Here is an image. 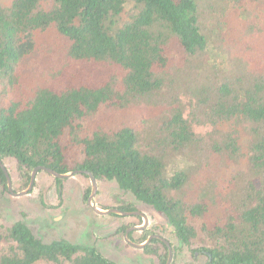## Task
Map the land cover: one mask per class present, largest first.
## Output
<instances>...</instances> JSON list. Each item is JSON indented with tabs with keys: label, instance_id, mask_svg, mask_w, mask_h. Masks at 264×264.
Masks as SVG:
<instances>
[{
	"label": "trees",
	"instance_id": "16d2710c",
	"mask_svg": "<svg viewBox=\"0 0 264 264\" xmlns=\"http://www.w3.org/2000/svg\"><path fill=\"white\" fill-rule=\"evenodd\" d=\"M50 29L66 40L57 72L28 98L23 63ZM175 44L197 61L174 67ZM0 88V159L17 162L26 186L40 166L89 171L164 216L184 247L202 242L206 264H264V0L0 2ZM128 110L141 119L85 124ZM180 158L191 164L173 166ZM207 176L214 188L191 202ZM134 233L139 244L154 234ZM3 246L0 264H117L24 222L0 226ZM144 251L167 263L161 240Z\"/></svg>",
	"mask_w": 264,
	"mask_h": 264
},
{
	"label": "rangeland",
	"instance_id": "374dc122",
	"mask_svg": "<svg viewBox=\"0 0 264 264\" xmlns=\"http://www.w3.org/2000/svg\"><path fill=\"white\" fill-rule=\"evenodd\" d=\"M12 1L0 0L3 6L11 5ZM37 37L40 47L23 63L25 78H23L22 91L28 98L37 88L51 83L48 73L57 72L56 69H53L52 63H59L60 52L66 43V40L58 36L53 29L45 33H38ZM196 61V57L181 51L179 45L175 44L171 56L174 67L185 69ZM97 117L96 115V117L88 119L85 124L108 127L119 123L130 125L141 119L140 113L131 110L118 117H113L111 120H106L103 116ZM186 163L191 164L180 158L173 163V166L183 167ZM4 164L12 177L14 192L20 193L27 190L29 185L24 184L25 180L21 177L17 162L6 160ZM224 173L229 177L234 173V169L223 170L217 175ZM211 178V176H207L201 181L198 178L195 179L193 190L189 195L191 202H195L202 191L214 188V181ZM97 183L96 201L98 207L108 210L118 209L125 204H135L139 212L148 218L149 223L144 231L149 229L170 242L174 254L172 264L207 263V257L199 251L204 246L202 242L195 241L190 249L184 247L176 238L172 227L164 216L155 212L151 207L138 202L132 193L121 190L114 181L103 180L97 181ZM60 188L62 192H60ZM88 189H92V182L84 174L63 179L59 186L56 179L44 171L37 174L34 187L27 195L13 196L8 188L6 190L0 185V226L9 227L17 222H24L37 237L46 243L66 239L74 244L93 246L117 264H161L158 256L135 249L125 240L129 228L144 226V218L97 214L88 204L91 194H87ZM132 232H135L133 239L137 241L143 231ZM3 250L4 246L0 248V253ZM38 264L52 263L40 262Z\"/></svg>",
	"mask_w": 264,
	"mask_h": 264
},
{
	"label": "water",
	"instance_id": "95a60500",
	"mask_svg": "<svg viewBox=\"0 0 264 264\" xmlns=\"http://www.w3.org/2000/svg\"><path fill=\"white\" fill-rule=\"evenodd\" d=\"M0 167H1V169L3 170V172H4L5 176H6L9 192L13 196H17V197L23 196V195H27L33 189L35 181H36L37 174L40 171L47 172L48 174L52 175L56 179H69V178L74 177L75 175H78V174L87 175L90 178L91 182H92L91 194H90L89 199H88L89 206L92 207L93 210L97 214L102 215V216H107V215H110V214H118V215L126 216V217L127 216H140V217H143L144 220H145L144 226H142V227L136 226V227L129 228L127 230V232H126L125 240L133 248L138 249V250H144L147 246H149L151 244L153 239H155V238L159 239L163 243H165V245L168 247V250H169L168 260H167L166 264H172L173 263L174 254H173L172 246H171V244H170V242L168 240H166L165 238L161 237L160 235H152L142 244H137V243L133 242L129 238V234L132 231H144V229L147 228L149 221H148V218L143 213H141L139 211L125 212V211H122L120 209L103 210V209H100L98 207L97 201H96V197H97V194H98V183H97V180L95 179V177L93 176V174L91 172L77 170V171H73V172H70V173H67V174H60V173H58V172H56V171H54V170H52V169H50L48 167L40 166V167H37L36 169H34V171L32 172L31 180H30V184H29L28 189L23 191V192L16 193V192H14V189H13L12 177H11L8 169L6 168L5 164L3 163V161L1 159H0Z\"/></svg>",
	"mask_w": 264,
	"mask_h": 264
},
{
	"label": "flooded vegetation",
	"instance_id": "af4514ba",
	"mask_svg": "<svg viewBox=\"0 0 264 264\" xmlns=\"http://www.w3.org/2000/svg\"><path fill=\"white\" fill-rule=\"evenodd\" d=\"M153 235H158V234H153ZM152 236V235H151ZM150 237V236H149ZM156 239V238H155ZM159 240V239H158Z\"/></svg>",
	"mask_w": 264,
	"mask_h": 264
}]
</instances>
